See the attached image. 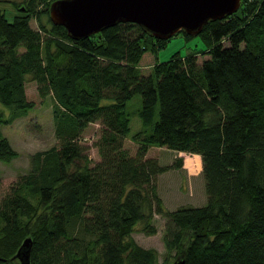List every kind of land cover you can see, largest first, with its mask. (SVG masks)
I'll use <instances>...</instances> for the list:
<instances>
[{"label": "trees", "instance_id": "obj_1", "mask_svg": "<svg viewBox=\"0 0 264 264\" xmlns=\"http://www.w3.org/2000/svg\"><path fill=\"white\" fill-rule=\"evenodd\" d=\"M11 1L12 21L0 9L2 121L32 107L29 77L51 95L59 144L31 153L0 199V264H20L10 257L25 236L28 264H160L131 235L138 223L154 233V213L165 218L162 264L178 255L184 264H264V0L208 20L197 33L200 62L173 54L145 73L141 55L168 39L131 21L74 39L49 19L52 0ZM136 93L145 127L130 133L126 102ZM91 122L100 127L93 165L79 143ZM150 146L201 155L204 204L165 208L155 178L166 166L146 155ZM16 154L0 136V160Z\"/></svg>", "mask_w": 264, "mask_h": 264}, {"label": "rangeland", "instance_id": "obj_2", "mask_svg": "<svg viewBox=\"0 0 264 264\" xmlns=\"http://www.w3.org/2000/svg\"><path fill=\"white\" fill-rule=\"evenodd\" d=\"M20 1V0H16ZM0 9L5 17L12 21L19 14L11 0H0ZM30 26L37 27L34 17L29 20ZM23 50V48H19ZM206 45L197 34L187 36L182 31L172 35L163 47L152 52L145 51L138 62L142 73L148 72L156 61L168 59L171 55L185 56L188 53L197 55V61L207 57ZM25 97L32 101V107L23 115L17 116L11 122H3L6 110L0 104V136L7 138L10 146L17 152L16 156L7 161L0 160V199L8 192L10 186L19 179L29 168L30 154L36 150L45 149L51 145H58L59 139L54 133V121L52 117L51 95L41 96L35 80L26 77L24 82ZM141 106L140 94H134L126 102V111L129 116L130 133L143 129L144 123L140 119L138 110ZM100 127L98 122H91L83 129L79 136V143L89 157V165H93L99 159L97 147L94 145ZM151 124L146 126L150 131ZM124 145L130 154H134L136 145L129 139L124 140ZM148 157H154L166 170L156 175L155 182L157 192L167 209H175L180 206H198L206 201L204 190V177L202 173V159L199 153L178 151L165 146H150L146 151ZM180 159L177 166L176 161ZM165 218L159 213L153 214L155 232L147 234L140 231L141 224L135 225L132 237L144 247H152L158 253V262L163 263L165 247L163 244ZM181 255L176 256L175 258Z\"/></svg>", "mask_w": 264, "mask_h": 264}, {"label": "water", "instance_id": "obj_3", "mask_svg": "<svg viewBox=\"0 0 264 264\" xmlns=\"http://www.w3.org/2000/svg\"><path fill=\"white\" fill-rule=\"evenodd\" d=\"M241 0H52L48 16L74 39L87 37L117 22L131 21L159 39L183 31L197 34L211 19L234 13ZM32 240L25 236L11 260L28 264ZM172 264H184L181 255Z\"/></svg>", "mask_w": 264, "mask_h": 264}, {"label": "bare ground", "instance_id": "obj_4", "mask_svg": "<svg viewBox=\"0 0 264 264\" xmlns=\"http://www.w3.org/2000/svg\"><path fill=\"white\" fill-rule=\"evenodd\" d=\"M188 152H190V153H196V152H191V151H188Z\"/></svg>", "mask_w": 264, "mask_h": 264}]
</instances>
